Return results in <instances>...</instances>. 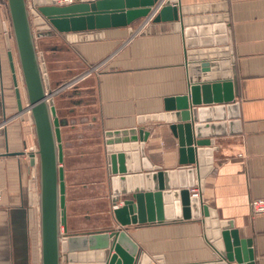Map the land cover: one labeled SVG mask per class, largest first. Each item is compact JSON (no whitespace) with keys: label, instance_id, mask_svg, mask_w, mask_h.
Returning <instances> with one entry per match:
<instances>
[{"label":"crops","instance_id":"crops-1","mask_svg":"<svg viewBox=\"0 0 264 264\" xmlns=\"http://www.w3.org/2000/svg\"><path fill=\"white\" fill-rule=\"evenodd\" d=\"M178 4L186 21L207 16L227 20V31L222 35L227 36L231 49L228 59L234 64L238 124L234 131L226 125L230 122L226 118L207 123L224 127L214 134L212 171L204 178L199 196L216 211L219 221L232 222L240 238L252 241L254 264H264V214L253 215L250 206L251 201L264 199V0H178ZM136 22L64 40L68 43L65 50L86 70L75 79L81 86L70 92L69 97L76 102L63 107L65 95V100L57 103L59 112L67 113L59 120L65 122L60 138L68 235L119 227L112 209L121 206L126 195L112 202L106 160L124 145L106 146L105 132L142 130L148 134L143 142L145 158L161 170L179 167L172 122L153 117L164 114L166 99L186 94L183 36L176 23ZM215 24L220 23L209 26ZM56 41L50 48L55 55L62 39ZM55 61L57 70L62 61ZM50 78L51 83H59L55 76ZM26 105L7 4L0 0V264H41L38 164L37 160L30 163L36 138ZM75 112L80 121L72 119ZM86 117L101 132L100 154L94 153L93 144L80 133L65 132L73 131ZM139 143L128 144V149ZM96 157L103 161L104 169L96 168ZM99 171L101 179L95 176ZM98 206H106L107 212ZM107 215L112 224L99 227ZM126 233L138 251L159 258V263L152 260L150 264H204L212 260L213 250L199 220L132 225ZM97 252L82 254L88 258L93 253L91 264H103L96 263Z\"/></svg>","mask_w":264,"mask_h":264},{"label":"water","instance_id":"water-1","mask_svg":"<svg viewBox=\"0 0 264 264\" xmlns=\"http://www.w3.org/2000/svg\"><path fill=\"white\" fill-rule=\"evenodd\" d=\"M29 1V8L28 0H6V4L24 83L26 108L36 138V151L30 155V163L34 165L36 157L41 264L93 263L94 254L86 258L82 254L85 251H98L99 262L96 263L150 264L152 260L159 263L158 257L149 258L138 251L126 233L128 227L182 220H199L204 224L213 250L212 260L204 264H254L252 241L240 238L232 222L219 221L214 209L203 204L199 195L192 196L189 192L197 186L200 192L203 190L204 178L212 171L214 134L224 127L207 123L226 118L230 121L226 125L234 131L238 124L234 64L228 59L231 49L227 36L222 35L227 31V20L207 16L186 21L178 0L165 1L151 24L169 22L179 26L183 36L186 94L166 99L164 114L153 119L172 122L170 130L178 139L179 167L167 171L153 166L145 158L143 142L148 134L142 130L105 132L106 146L124 145L123 150L114 149L106 160L112 202H117L119 195H126L121 206L112 209L119 227L68 235L60 138V127L65 122L58 119L53 101L67 84L49 90L35 39L43 33L51 36L55 32L62 40H68L72 35L127 27L147 16L159 0H99L66 7L55 6L50 0ZM216 22L220 24L209 26ZM89 37L94 39V36ZM15 94L21 110L17 89ZM135 142H140L139 147L128 149V144Z\"/></svg>","mask_w":264,"mask_h":264},{"label":"rangeland","instance_id":"rangeland-1","mask_svg":"<svg viewBox=\"0 0 264 264\" xmlns=\"http://www.w3.org/2000/svg\"><path fill=\"white\" fill-rule=\"evenodd\" d=\"M150 13H151V11L148 12L147 16H145L142 19H139L137 22L145 21L146 18L149 17ZM36 34H35V37H36ZM7 39H8V36H7ZM56 40L59 41L61 39H60L59 34H57L55 32H54V35H51V36H46V34L43 33L41 36L36 37V39H35L36 51L38 53V56L43 59L42 61L44 63L45 74L47 76V81H48L50 91H54L55 89L65 85V84L73 82L75 79H77V77H80V75H82L86 71L85 69H83L82 64L77 62L75 56L73 54H71V52L65 50L64 46L66 45L65 44L66 41H64V40L59 41V46L61 48H60L59 52L56 53V55L53 54L52 52H50L51 46L56 45V44H52V43L57 42ZM53 41H55V42H53ZM57 46H58V44H57ZM55 60L62 61V63L57 65V67H59V68H57V70L55 68L56 65L54 63L57 61H55ZM51 75L55 76V78L59 81L58 84H53V82L51 83V81H50V79L52 80V78H50ZM80 84H81L80 82L77 83L75 81L70 86H68L66 89L62 90L60 93H58L56 96L53 97L54 106H55V110H57L56 114H57L58 119H63L67 113L64 112L63 110H61V112H59L57 103L58 102L60 103V100L63 99L65 97V95H67V98L65 97L67 100H65V98H64L65 103L62 104V106L64 107V106H66L65 104H67V106L70 107V105H71L70 102L71 103L76 102L69 97L71 94L70 92L72 90L74 91L76 88H79L81 86ZM78 108H80V105ZM76 111H77V108H76ZM72 119L75 121H80V119L77 118V113H76V117L75 118L72 117ZM78 124L79 125H77V127H75L76 130H75V128L73 131H71L70 129H66L65 132L80 133L79 135H82L83 137L90 140L89 141L90 145L93 144L92 150L95 151L94 153H98V154L102 153V149L99 148L101 145L100 142H101L102 138H101V132L98 128V125H95L94 122H92L91 119L89 120L87 117L85 118L83 123H78ZM74 145H75V143H74ZM95 164L96 165L98 164V167H96L97 169H99V170L104 169V163L102 160H100L99 157L95 158ZM100 174L101 173L99 171L98 173H95V176L98 179H101ZM37 176H38V174H37ZM100 207H102V206H98V208H100ZM101 209H104V211L107 212L106 206H103ZM93 210L94 209L90 208V213H92ZM85 211H86V209L83 211V213H85ZM108 217H109V215H107L105 217V219L103 218V221L99 222L98 226L100 227L101 225L107 226V225L112 224V221H108ZM95 226L96 225H94L93 227H95Z\"/></svg>","mask_w":264,"mask_h":264},{"label":"built area","instance_id":"built-area-1","mask_svg":"<svg viewBox=\"0 0 264 264\" xmlns=\"http://www.w3.org/2000/svg\"><path fill=\"white\" fill-rule=\"evenodd\" d=\"M50 1L53 2L55 6L66 7V6L77 5V4H91V3H94V2L99 1V0H50ZM165 1L166 0H159L157 3H155L150 8L151 13H150L149 17L146 18V20H145L146 23L151 21L154 18V16L158 13V11L161 9V7H163V5L165 4ZM75 81L76 80L68 83L69 85L67 84V87L70 86ZM32 153H35V151H33ZM35 163H36V157H35ZM189 192L192 196H198L199 195V187L197 186V187L191 188V189H189ZM250 206H251V211H252L253 215L264 214V199L253 200V201H251ZM115 207H117V206H113V208H115Z\"/></svg>","mask_w":264,"mask_h":264}]
</instances>
